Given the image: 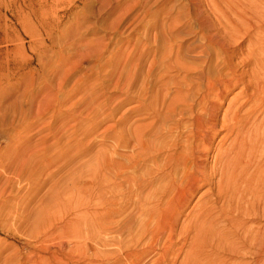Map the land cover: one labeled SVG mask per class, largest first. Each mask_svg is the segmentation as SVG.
<instances>
[{
	"label": "rangeland",
	"instance_id": "obj_1",
	"mask_svg": "<svg viewBox=\"0 0 264 264\" xmlns=\"http://www.w3.org/2000/svg\"><path fill=\"white\" fill-rule=\"evenodd\" d=\"M254 1V13H245L247 18L241 12L252 26H241L228 49L233 62L247 59L245 68L264 58V0ZM205 5V0H0V264H56L52 256L74 264L58 244L68 249L86 243L90 221L108 218L111 193L116 191L118 205L124 196L133 199L121 175L123 157L136 147L135 129L153 122L147 140L164 138L169 127L174 131L168 136L180 134L193 113L190 101L197 108L204 75L213 73L209 65L219 64L218 49L204 41L208 31L197 23V16L213 18ZM172 44L180 45L189 70L176 71ZM240 88L227 93L219 118ZM176 94L183 102L167 109ZM150 167L146 172L136 167L133 176L151 177ZM209 187L195 192L179 225ZM134 210L129 216L136 219ZM234 218L236 237L246 228L264 227L260 216ZM79 228L85 231L80 240ZM235 248V254L221 257L224 264H256L259 258L237 241Z\"/></svg>",
	"mask_w": 264,
	"mask_h": 264
},
{
	"label": "bare ground",
	"instance_id": "obj_2",
	"mask_svg": "<svg viewBox=\"0 0 264 264\" xmlns=\"http://www.w3.org/2000/svg\"><path fill=\"white\" fill-rule=\"evenodd\" d=\"M189 1L194 3L197 0ZM205 2V7L208 6L213 18L197 16V23L202 32L208 31L202 35L204 41L220 51L216 55L219 64L218 61L215 62L212 68L209 65L208 70L213 73L204 75L201 89L197 88L201 90V95L198 94L200 98L196 102L197 108L193 111V101H190L192 104L189 107L193 113L187 126H184L186 121L183 122L184 127L180 134L175 130L174 136H168L171 130L174 131L168 125L169 128L162 131V135H166L168 140L163 142L166 136L163 138L159 134L153 140L152 137L146 139L148 130L154 126L153 122L135 129L136 147L133 154L130 152L131 154L123 157L125 166L123 164L122 170L125 174L121 177H124L125 184L133 192V199L136 197L137 201L134 203L133 199L124 196L123 203L118 205L115 202L116 191L111 193L107 200L108 212L105 211L108 218H93L90 221V236H85L86 243H78L68 249L63 241L58 244L61 248L59 251L67 250L72 254L74 264H224L221 257L235 254V241L259 258L255 261L256 264H264V227L256 231L246 228L241 237H236L238 220L235 221L234 218L242 215L260 216L264 220V62L260 61L262 56H259L253 66L245 68L249 63L246 62L247 59L233 62L234 51L228 50L241 32L240 27L252 26L243 14L253 12L257 8L256 1ZM211 29H214L213 32ZM180 50V45H174L170 50L173 53L174 67L176 71H187L190 63L187 64L180 58ZM169 68L171 69L170 66ZM183 81L185 85L186 80ZM239 84L240 90L228 100L219 118V111L227 93ZM190 88L192 90L193 87ZM171 97V100L168 99L167 109L179 101L183 102L178 94ZM163 98L165 99L162 95ZM218 132L223 133L214 144ZM146 165L152 167L151 177L146 174L145 178L140 171L143 178L138 172V178L133 176L136 175L135 169L145 171ZM202 185L210 187L192 204L191 211L185 212L189 219L179 225L182 213ZM217 203L220 206L215 211ZM134 209L137 213L136 219L129 216L135 213ZM127 210L129 212L125 214ZM80 230H75L79 234V240L85 233ZM100 246L103 248L100 249ZM61 258L62 256H52L56 264H69Z\"/></svg>",
	"mask_w": 264,
	"mask_h": 264
}]
</instances>
